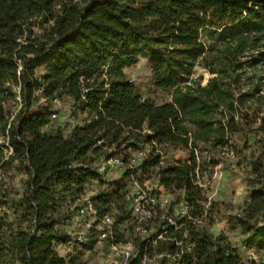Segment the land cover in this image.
<instances>
[{
    "label": "trees",
    "instance_id": "1",
    "mask_svg": "<svg viewBox=\"0 0 264 264\" xmlns=\"http://www.w3.org/2000/svg\"><path fill=\"white\" fill-rule=\"evenodd\" d=\"M263 29L264 0H0V123L3 134L8 126L9 143L24 162V202L38 228L52 210L54 183L81 185L94 175L83 162L89 151L98 152L99 142L104 148L138 135L140 143L189 149L198 141H213L221 153L234 149L230 134L239 130L245 112L236 115L231 68L209 66L206 83L193 77L192 68L206 58L208 35L229 38L226 47L236 57ZM260 55L264 59V51ZM139 56L151 63L156 85L172 90L171 101L149 103L136 93L123 69ZM39 91L56 100L60 111L71 99L93 119L75 126L67 138L44 132L48 108L33 109ZM17 96L20 105L12 111ZM14 158L0 159V166ZM192 162L159 172L166 190L184 191L191 203L201 191ZM248 186L251 206L263 211L264 167L252 171ZM56 241L63 244L67 238L47 229L23 232L14 249L23 264H74L53 247ZM188 243L185 257L192 252L193 257L185 260L193 264H245L205 233H192ZM137 244L143 250V242ZM170 244V252L179 249L174 240ZM127 264L142 263L133 258Z\"/></svg>",
    "mask_w": 264,
    "mask_h": 264
},
{
    "label": "rangeland",
    "instance_id": "2",
    "mask_svg": "<svg viewBox=\"0 0 264 264\" xmlns=\"http://www.w3.org/2000/svg\"><path fill=\"white\" fill-rule=\"evenodd\" d=\"M256 34L258 38L251 40L245 51L236 57H231L230 49L226 47L229 38L208 35L206 58L197 61L192 68L193 77L201 76L202 83L212 76L209 66H226L232 70L236 115L241 111L245 113L239 130L230 134V144L234 149L229 152L221 153L213 141H198L195 148L190 146L186 149L158 144L153 140L140 143L138 135H132V139L120 145L108 142L104 148L99 142L98 152L89 151L83 162V166L89 167L94 175L81 185L54 183L51 187L52 210L38 228L39 223L28 212L24 202L27 180L24 162L13 149L10 155L15 158L0 166V264H23L19 252L14 249L16 240L23 232L40 234L45 229L67 238L66 243L71 242L65 250L58 241L53 243V247L65 255L67 262L121 264L108 242L99 239L100 229L95 222L79 224L75 220L76 209L86 198H91L101 211L110 213L116 221L125 218L118 226L121 232H118L117 239L126 245H136L138 241L130 229L128 203L136 190V183L160 192L166 200L159 211L160 219L151 224L155 233L162 231L163 235L158 245L149 249L152 256L169 252L171 239L175 241L182 237V247L186 248L192 233H205L213 245L228 246L245 264H264V210L251 206V188L248 186L252 171L259 166L264 167V59L260 55V51H264V29ZM202 35L205 39L206 32ZM40 70L43 72L45 69L41 67ZM123 71L142 101L154 104L171 101L172 90L156 85L155 73L147 57H137ZM13 92L18 93L16 86H13ZM37 95L33 109L47 106L49 115L42 130L48 134L61 132L67 138L75 126H84L93 119L90 112L75 107L71 99L69 107L60 111L56 100H47L42 91ZM19 105L17 96L10 109L14 111ZM54 113L57 115L53 116ZM1 127L2 123L0 135H3ZM115 150L132 164L133 174L126 166L105 164L101 152ZM8 151L0 137L2 161L8 158ZM155 157H158L157 163L154 162ZM188 159L195 164L196 183L201 186L193 203L188 201L184 191L170 192L159 182L161 168ZM68 186L69 190H66ZM185 208L187 213L182 212ZM171 226L177 232L170 231ZM192 257L193 252L185 259ZM170 260L159 256L152 264H170Z\"/></svg>",
    "mask_w": 264,
    "mask_h": 264
},
{
    "label": "built area",
    "instance_id": "3",
    "mask_svg": "<svg viewBox=\"0 0 264 264\" xmlns=\"http://www.w3.org/2000/svg\"><path fill=\"white\" fill-rule=\"evenodd\" d=\"M57 114H53L56 116ZM8 130V128H7ZM3 135H0L8 151V156L12 153L13 148L9 143L8 131ZM104 162L108 166H120L126 168L134 173L133 166L130 162H127L120 153L107 152L104 155ZM2 178L0 176V183ZM129 211H130V229L131 232L138 238V241L143 242V250L136 245H126L117 239L118 232L121 230L118 228V223L113 215L108 212H100L95 201L91 198H86L76 209L75 220L79 224L93 221L95 222L99 229V239L106 240L110 246L112 253L121 260V264H127L130 259H137L142 264H152L153 260L159 256H166L170 258V264H193L185 260L186 249L189 250L191 244L186 248H183V242L175 240L176 245L179 247L175 252H161L155 253L153 256L149 253V249L154 245H158V242L162 238V231L155 233L151 228V224L160 219L159 211L166 203L160 192L151 190L146 185H141L136 183L135 192L129 197ZM187 213V208L182 211ZM68 243H63L62 247L64 249L68 248ZM136 246V247H135ZM63 256H65L63 254Z\"/></svg>",
    "mask_w": 264,
    "mask_h": 264
},
{
    "label": "crops",
    "instance_id": "4",
    "mask_svg": "<svg viewBox=\"0 0 264 264\" xmlns=\"http://www.w3.org/2000/svg\"><path fill=\"white\" fill-rule=\"evenodd\" d=\"M68 249V248H67ZM65 250V249H64Z\"/></svg>",
    "mask_w": 264,
    "mask_h": 264
}]
</instances>
